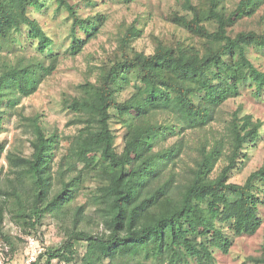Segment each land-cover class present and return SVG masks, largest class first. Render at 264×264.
I'll list each match as a JSON object with an SVG mask.
<instances>
[{
  "label": "trees",
  "instance_id": "trees-1",
  "mask_svg": "<svg viewBox=\"0 0 264 264\" xmlns=\"http://www.w3.org/2000/svg\"><path fill=\"white\" fill-rule=\"evenodd\" d=\"M45 1L0 0V123L61 63L53 38L31 15ZM54 1L71 20L70 56L82 54L108 16H83L69 0ZM263 2L176 0L164 19L179 31L170 41L152 36L150 53L137 45L146 23L123 20L116 49L76 86L68 108L79 127L58 160L61 136L48 132L40 115L19 113L32 137L28 154L8 152L0 183V241L9 254L7 220L29 236L49 217L59 222L62 241L33 264H216L217 251L227 254L236 237L257 233L264 160L243 182L231 174L261 139L264 122L242 106L227 117L224 106L247 85L264 99V69L249 56L253 48L264 51V31L231 32ZM23 33L43 55L50 52L49 64L40 55L4 58L5 46ZM122 79L127 83L116 90ZM113 117L127 128L121 148ZM4 151L0 144V158ZM84 189L89 211L72 206ZM249 261L264 264V239Z\"/></svg>",
  "mask_w": 264,
  "mask_h": 264
},
{
  "label": "rangeland",
  "instance_id": "rangeland-1",
  "mask_svg": "<svg viewBox=\"0 0 264 264\" xmlns=\"http://www.w3.org/2000/svg\"><path fill=\"white\" fill-rule=\"evenodd\" d=\"M77 5V9L83 16L93 14H104L108 16L107 22L102 27L97 38L92 40L84 49L83 53L77 56H70L68 49L70 45V26L68 12L64 8H59L54 0L45 1L46 7L43 9H31V15L36 18L47 34L53 38L54 44L52 51L61 54V63L52 75L47 77L40 85L37 92L24 97L21 102L12 110V114L5 115L0 123V144H5V151L0 158V183L3 182L9 171L7 154L14 151L19 154L30 152L31 133L24 124L22 116L40 115L41 123L48 132H57L61 136V147L58 150L56 160L65 152L68 146V136L78 130V125L73 123L76 118L75 113L68 108L72 98L77 94L76 86L84 82L90 76L89 66L100 63V59L111 53L118 46L117 30L119 24L126 20L132 22L140 19L146 23L145 37L138 40L137 45L140 49L148 53L153 51L152 36L170 41L178 33V28L164 17L169 15L173 9L178 8L176 0H136L131 5H124L117 0H69ZM236 2L238 0H232ZM143 24V23H142ZM264 31V2L259 11L252 17L246 16L236 22L231 28L233 34L242 30ZM50 53L49 51L47 52ZM46 53V56H49ZM6 60H14L20 56L40 55L46 57L38 50L37 40H30L26 33L16 34L15 40L11 41L3 49ZM249 56L252 61L260 68L264 69V51L251 49ZM47 63L49 59L46 57ZM1 62V58H0ZM95 79V77H92ZM127 83V79L118 80L114 86L120 90ZM125 96V93L124 95ZM242 106L244 113H251L255 118L264 122V99H258L253 94L251 87L244 86L239 97L229 100L224 110L227 117ZM3 114V110L2 113ZM221 126L223 125V122ZM112 128L117 135V143L121 148L127 128L121 119L113 117ZM262 136L257 145L245 149L247 156L241 161L231 174V181L243 182L249 173L259 167L264 160V125ZM87 190V189H86ZM88 190H82L72 206L85 205L90 210ZM261 216L264 222V205L261 207ZM6 232L9 240L14 245V251L7 254L5 259L0 257V264H26V242L29 235L20 233L16 225L7 220ZM35 236L42 248L48 249L51 246L60 244L64 237L62 228L57 220L52 217L47 218L46 222L39 228ZM264 239V223L254 235H243L235 238L234 244L229 253L217 251L216 264H253L249 257L260 253ZM3 242V240H1ZM42 264H46V260ZM189 264H197L191 261Z\"/></svg>",
  "mask_w": 264,
  "mask_h": 264
},
{
  "label": "built area",
  "instance_id": "built-area-1",
  "mask_svg": "<svg viewBox=\"0 0 264 264\" xmlns=\"http://www.w3.org/2000/svg\"><path fill=\"white\" fill-rule=\"evenodd\" d=\"M45 250L39 244L38 239L35 236H29L26 242V264H33L37 261L39 255ZM10 252V246L6 242L0 241V257L5 259Z\"/></svg>",
  "mask_w": 264,
  "mask_h": 264
},
{
  "label": "crops",
  "instance_id": "crops-1",
  "mask_svg": "<svg viewBox=\"0 0 264 264\" xmlns=\"http://www.w3.org/2000/svg\"><path fill=\"white\" fill-rule=\"evenodd\" d=\"M12 264H18V261L16 260V258L15 260L12 261Z\"/></svg>",
  "mask_w": 264,
  "mask_h": 264
}]
</instances>
